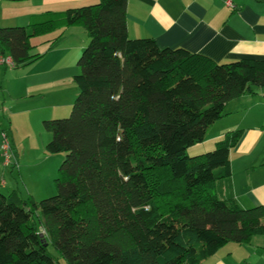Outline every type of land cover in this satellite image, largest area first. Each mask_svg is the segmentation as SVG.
<instances>
[{"label":"trees","instance_id":"16d2710c","mask_svg":"<svg viewBox=\"0 0 264 264\" xmlns=\"http://www.w3.org/2000/svg\"><path fill=\"white\" fill-rule=\"evenodd\" d=\"M127 4L99 0L0 27V53L15 68L43 56L33 52L36 37L76 25L89 36L71 114L44 120L47 152H65L57 193L0 191V264H61L50 245L66 264H206L227 243L264 237V205L243 208L216 193L244 130L188 152L231 100L264 89V58L219 63L130 38Z\"/></svg>","mask_w":264,"mask_h":264},{"label":"crops","instance_id":"0c3cea01","mask_svg":"<svg viewBox=\"0 0 264 264\" xmlns=\"http://www.w3.org/2000/svg\"><path fill=\"white\" fill-rule=\"evenodd\" d=\"M11 1L19 3L17 10L7 14L8 20L18 21L17 26H27L33 15L46 10L63 11L99 0ZM126 16L130 37H152L160 47H183L205 54L219 63L241 58H264V1L261 0H128ZM71 27L37 37L40 43L52 45L49 52H40L44 53L40 60L51 54V58L56 60L66 50L74 48L57 46L60 39L71 34L68 33ZM37 38L33 39V52H37ZM57 50H61L58 56L55 55ZM263 90L254 96H262ZM25 91L30 96L34 90L22 87V93ZM244 96L235 100L248 102L240 99ZM258 102L264 106V101ZM246 117L250 118V115L244 116L241 123L230 126L243 129L244 133L238 145L230 151L232 174L217 181L216 193L221 199L233 198L243 208H251L264 205V115L256 112L249 125L244 124L249 121L245 120ZM223 133H218L213 140ZM2 186H7V183ZM206 264H264V237L255 235L250 243H227L207 258Z\"/></svg>","mask_w":264,"mask_h":264},{"label":"rangeland","instance_id":"374dc122","mask_svg":"<svg viewBox=\"0 0 264 264\" xmlns=\"http://www.w3.org/2000/svg\"><path fill=\"white\" fill-rule=\"evenodd\" d=\"M17 3L19 2L0 0V4H3L0 6V27L19 24L18 21H10L7 18L9 12L17 10ZM68 33L71 34L59 38L57 46L74 48L66 50L64 55H59L61 50H57L55 55H59L58 58L62 56L60 59L53 60L51 54L40 60L42 56L38 59L40 61L25 67L0 66V180L5 179L7 183L5 187L0 185V191L4 194L16 189L23 198L32 194L37 200H41L57 193L56 178L65 159V152H47L46 146L52 134L45 128L44 120L65 118L71 114L72 106L80 92L74 75L81 71L78 61L89 43V36L82 25L71 27ZM40 42L37 38L35 51L49 52L52 45ZM49 76L51 78H48ZM20 85H23V89L33 88V93H30V96L26 95V91L25 94L22 93ZM240 99H247L248 102L231 100L226 106V114L212 124L205 139L196 144L200 146L193 145L188 148L191 156L214 150V140L217 139L213 140V137L220 132L239 129L230 126L241 123L244 116L250 115V118H245L249 121L244 123L249 125L256 112L264 115V106L259 105L262 102H258L264 101V94L246 95ZM3 132L7 134L11 144L12 162L17 161V165L5 164L1 149ZM14 157L18 159L14 160ZM48 248L54 256L59 257L61 264H66L53 245Z\"/></svg>","mask_w":264,"mask_h":264},{"label":"built area","instance_id":"2783aa9c","mask_svg":"<svg viewBox=\"0 0 264 264\" xmlns=\"http://www.w3.org/2000/svg\"><path fill=\"white\" fill-rule=\"evenodd\" d=\"M2 64L8 65V66H14V61L11 56L0 53V65ZM1 149L3 151V156L5 158V164L6 165H9V164L17 165V161L12 162L13 156H12L11 144L5 132L2 133ZM14 160H16L15 157H14ZM5 184H6L5 179H1L0 185H5Z\"/></svg>","mask_w":264,"mask_h":264},{"label":"water","instance_id":"95a60500","mask_svg":"<svg viewBox=\"0 0 264 264\" xmlns=\"http://www.w3.org/2000/svg\"><path fill=\"white\" fill-rule=\"evenodd\" d=\"M41 236H44V232H41Z\"/></svg>","mask_w":264,"mask_h":264}]
</instances>
